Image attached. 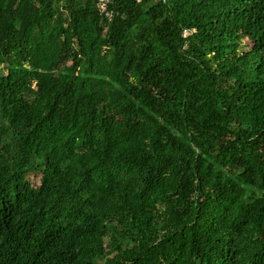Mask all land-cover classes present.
Returning a JSON list of instances; mask_svg holds the SVG:
<instances>
[{
    "label": "trees",
    "instance_id": "trees-1",
    "mask_svg": "<svg viewBox=\"0 0 264 264\" xmlns=\"http://www.w3.org/2000/svg\"><path fill=\"white\" fill-rule=\"evenodd\" d=\"M112 9L0 0V264H264V0Z\"/></svg>",
    "mask_w": 264,
    "mask_h": 264
},
{
    "label": "built area",
    "instance_id": "built-area-1",
    "mask_svg": "<svg viewBox=\"0 0 264 264\" xmlns=\"http://www.w3.org/2000/svg\"><path fill=\"white\" fill-rule=\"evenodd\" d=\"M96 1L100 14L108 21H111L114 16L112 6L117 0H96ZM152 1H154L155 3H162V4H165L167 2V0H152Z\"/></svg>",
    "mask_w": 264,
    "mask_h": 264
},
{
    "label": "rangeland",
    "instance_id": "rangeland-1",
    "mask_svg": "<svg viewBox=\"0 0 264 264\" xmlns=\"http://www.w3.org/2000/svg\"><path fill=\"white\" fill-rule=\"evenodd\" d=\"M34 184H35V180H34L33 177H32V178H30V180H29V182H28V185H30V186H34Z\"/></svg>",
    "mask_w": 264,
    "mask_h": 264
},
{
    "label": "water",
    "instance_id": "water-1",
    "mask_svg": "<svg viewBox=\"0 0 264 264\" xmlns=\"http://www.w3.org/2000/svg\"><path fill=\"white\" fill-rule=\"evenodd\" d=\"M103 22V21H102Z\"/></svg>",
    "mask_w": 264,
    "mask_h": 264
}]
</instances>
